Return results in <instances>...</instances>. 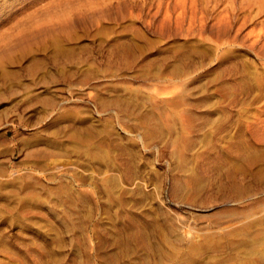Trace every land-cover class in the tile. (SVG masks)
Instances as JSON below:
<instances>
[{"label": "rangeland", "instance_id": "obj_1", "mask_svg": "<svg viewBox=\"0 0 264 264\" xmlns=\"http://www.w3.org/2000/svg\"><path fill=\"white\" fill-rule=\"evenodd\" d=\"M0 264H264V0H0Z\"/></svg>", "mask_w": 264, "mask_h": 264}]
</instances>
